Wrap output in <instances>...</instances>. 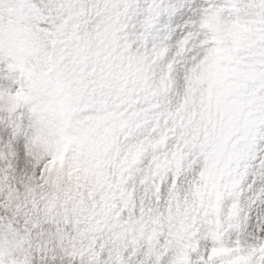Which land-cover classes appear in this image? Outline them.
I'll use <instances>...</instances> for the list:
<instances>
[{
    "label": "snow or ice",
    "instance_id": "6c2138e0",
    "mask_svg": "<svg viewBox=\"0 0 264 264\" xmlns=\"http://www.w3.org/2000/svg\"><path fill=\"white\" fill-rule=\"evenodd\" d=\"M0 264H264V0H0Z\"/></svg>",
    "mask_w": 264,
    "mask_h": 264
}]
</instances>
